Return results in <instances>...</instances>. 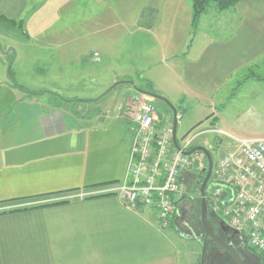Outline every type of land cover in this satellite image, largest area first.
<instances>
[{
  "label": "crops",
  "instance_id": "crops-1",
  "mask_svg": "<svg viewBox=\"0 0 264 264\" xmlns=\"http://www.w3.org/2000/svg\"><path fill=\"white\" fill-rule=\"evenodd\" d=\"M189 3L190 43L180 35L179 51L164 58L169 68L177 62L169 92L181 115L205 112L192 121L207 124L197 140L215 134L208 140L210 152L226 144L230 153L237 142L212 129L264 138V0L211 9L196 22ZM118 5L117 0H0V49L9 48L4 55L15 51L14 62L20 51L34 56L33 70H47L46 65L79 70L97 54L112 61L113 43L100 33L105 16L112 17L104 7L115 11ZM26 41L29 47L23 48ZM12 78L1 55L0 264H182L174 229L182 239L205 245L207 258L211 247L204 235L184 233L186 218L179 212L164 230L154 207L132 210L116 194L104 193L128 174L136 131L132 115L139 100L151 97L132 87L127 109L95 112L76 105L84 100H65L59 93L33 95ZM218 90L221 100L214 97ZM188 203L187 197L179 206L187 210Z\"/></svg>",
  "mask_w": 264,
  "mask_h": 264
},
{
  "label": "rangeland",
  "instance_id": "rangeland-1",
  "mask_svg": "<svg viewBox=\"0 0 264 264\" xmlns=\"http://www.w3.org/2000/svg\"><path fill=\"white\" fill-rule=\"evenodd\" d=\"M117 1L119 5L115 11H111L107 6L104 7V13L110 12L114 15L111 14L112 17H110V19L108 16H105V30L100 33L105 34L106 38L113 43L114 51L110 55H114L115 58L112 59V61L104 60L101 58V55L97 54L96 56L93 55L88 57L89 64L83 69L61 70L62 67L46 65L47 70H33L34 56L20 51L19 57L14 62L16 57L15 51L10 55H4L9 48L6 50L0 49V56L2 55L3 59L7 60L11 76L15 79L17 77L19 85L22 86L24 84L25 88L22 86L23 89L33 95L45 94V96L50 97L53 92H56L65 100H84V102H77L76 105L82 103L81 106L85 110L87 108L95 112L103 111L106 113L109 111L114 114L121 105H125L127 109L129 102L127 99H129L128 97L130 95L129 90L134 86L129 83H118L127 80L133 81L137 87L142 86L144 88L147 87L148 84L154 83L156 89L158 91L162 90L166 96L165 94L162 95L168 98L172 104L175 103L174 105H179V101L176 100V95L169 92V84L167 82L172 71L176 69L177 62L175 63V61H172L173 58L168 59V62L172 61L169 68L165 65L164 58L179 51L180 47L176 40L177 38L179 39L180 35H183L187 43H190L192 38L191 20L187 19L185 22L186 18L190 16V0ZM148 17L150 21L147 20ZM109 20H111V22ZM113 24L114 28L110 29ZM148 32H153L155 38H151V36L147 34ZM170 37H173L171 42H169ZM27 44L28 41H26V44L22 45L23 48L29 47ZM40 57L42 58L44 56ZM46 58H48V56H46ZM12 77H10V79L13 81ZM116 83L118 84L113 89L100 99H97ZM55 89L60 90V92ZM214 97L217 100H221L222 96L219 90ZM52 99L55 98L52 97ZM148 101L152 105L154 104L157 106L158 112L162 113L164 109L167 110L164 117L169 119L172 118V112H170L163 101L155 98H150ZM229 108V112L233 110L231 106H229ZM178 112L181 113L179 110ZM194 113V117L187 114L179 116L177 139L180 143H182V138L186 134H195L207 125H203V122L200 124H198L199 122H192L195 117H199L205 112L195 111ZM202 119L205 120V118ZM213 138H215V134H210L209 136L203 135L193 143L191 148L195 147L197 143L199 146L207 148L208 140H212ZM227 152L228 148L226 144L216 149H211L214 163H217V160ZM202 164L206 166L207 161H204ZM199 166V161L192 164V168L196 171L199 170ZM213 180L214 178L211 177L210 185L212 188L208 191V199L210 200L209 217L215 205L216 214L229 222V217L224 216L225 208L224 206H220V204L229 200L230 192L224 185L213 183ZM185 192V197L187 198L188 196L189 202H193L192 199H194L196 201V207H198L200 202L199 190L196 188H189L186 185ZM179 214L184 218L188 215L185 209H179ZM185 224L188 225L186 221ZM196 225L197 221L194 222V226ZM176 230L174 229V235L183 253L181 263L201 264L204 246L195 239H182L177 232L178 230Z\"/></svg>",
  "mask_w": 264,
  "mask_h": 264
},
{
  "label": "built area",
  "instance_id": "built-area-1",
  "mask_svg": "<svg viewBox=\"0 0 264 264\" xmlns=\"http://www.w3.org/2000/svg\"><path fill=\"white\" fill-rule=\"evenodd\" d=\"M132 118L136 131L129 147L128 174L117 187L104 193L116 194L132 210L154 207L160 227L167 230L172 228L179 203L185 197L184 175H196L207 166L202 164L207 161L202 151L186 153L201 133L186 134L182 143L178 140L177 148L172 121L160 116L146 99L138 101ZM212 131L230 136L238 145L214 163L212 173L215 184L234 191V199L221 205L224 216L229 217L226 222L246 237L252 249L264 255V138H238L216 128ZM196 161L200 162L198 171L192 168Z\"/></svg>",
  "mask_w": 264,
  "mask_h": 264
},
{
  "label": "water",
  "instance_id": "water-1",
  "mask_svg": "<svg viewBox=\"0 0 264 264\" xmlns=\"http://www.w3.org/2000/svg\"><path fill=\"white\" fill-rule=\"evenodd\" d=\"M118 83H129V84L133 85L134 88L140 94L145 95L147 97L159 99V100H161L167 104V106L169 107V110L172 112V116H173V122H172L173 123V142L177 148H180V145H179L178 139H177V126H178V119H179V116L181 114L178 112L177 107L174 104H172V102H170V100H168V98H166L164 95L156 92L155 90H147V89H144L141 87H137L134 84V82L131 80L121 81ZM118 83H116L114 86H112L111 88L106 90L97 99H100L102 96H104L106 93H108ZM54 94L59 95L56 92ZM195 151H202L203 153H205V155L207 157V166L204 167L201 170V172H199V174L196 178L197 184L199 186L200 201H201V221H202V225H203V228L205 231V235H206V237L212 238L217 244H219L224 249H226L231 254L232 258H234L236 264H244L238 249L232 243V239H235L237 236H240L239 231L231 228L229 226V224L223 218L220 217L219 218L220 219L219 232H223L226 235V240H225V239H222L219 236V234H217L216 231L212 230V228L209 225L208 217H209V202H210V200L208 199V191L212 188L210 185V181H211V177H212V173H213L214 160H213V156H212V153L210 152V150L204 146H195L191 150L187 151L186 153L189 155ZM229 192H230V198H229V200H227L226 202L223 203L224 205H227L229 202H231L234 199V191L230 188ZM213 212L215 213V215H217L215 210H213ZM205 250H206V247L204 245V252H205ZM203 260H204V258H203ZM203 260H202L201 264H203Z\"/></svg>",
  "mask_w": 264,
  "mask_h": 264
},
{
  "label": "flooded vegetation",
  "instance_id": "flooded-vegetation-1",
  "mask_svg": "<svg viewBox=\"0 0 264 264\" xmlns=\"http://www.w3.org/2000/svg\"><path fill=\"white\" fill-rule=\"evenodd\" d=\"M191 174L192 173H188V176L186 178L184 177V182L186 183L187 187L196 188L197 190H199V186L197 184V179H196L197 176ZM199 197H200V193H199ZM192 200L193 202H189L187 204V210H186V213L188 215L185 221L188 225L186 226V224H184L185 226L181 228L184 231V233L186 232L188 234L199 235L201 237L204 235L203 240L206 243V246L207 247L210 246L211 248L208 250L207 258H204L203 264H236L234 258H232L231 254L226 249H224L222 246L217 244L212 238L206 237L201 221V201L199 202V206L196 207V201L194 199ZM222 204H220V206ZM179 209H182L181 206H179ZM213 210H216L215 205L213 206ZM219 218L220 217L218 215H215V213L212 211V214L210 215V217H208V222L212 230L216 231L217 234H219V236L222 239L226 240V235L223 232H219V222H220ZM193 221L194 222L197 221L196 226H194ZM233 241H235L238 244L236 248L238 249L242 257L244 264H264V255L259 254L254 249H252L248 245L247 239L244 235L240 234V236H237L235 239H232V243ZM226 255L229 256L224 258V256Z\"/></svg>",
  "mask_w": 264,
  "mask_h": 264
},
{
  "label": "trees",
  "instance_id": "trees-1",
  "mask_svg": "<svg viewBox=\"0 0 264 264\" xmlns=\"http://www.w3.org/2000/svg\"><path fill=\"white\" fill-rule=\"evenodd\" d=\"M239 1L240 0H191L192 8H193V19H194V22H196L197 19L202 14L210 11L211 9L225 10V9H228L230 7L235 6ZM10 77H12L11 76V71H10ZM18 87L22 88L19 85H18ZM145 88L147 90H154L151 85H148ZM188 173H190V172H188ZM198 174L199 173H196V176H198ZM60 202H54V203L52 202L50 204H56V203H60ZM38 207H41V206H38ZM173 224H174V222H173Z\"/></svg>",
  "mask_w": 264,
  "mask_h": 264
}]
</instances>
